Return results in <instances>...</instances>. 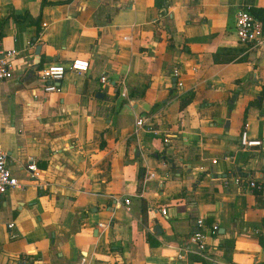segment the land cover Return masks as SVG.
<instances>
[{"label":"crops","instance_id":"0c3cea01","mask_svg":"<svg viewBox=\"0 0 264 264\" xmlns=\"http://www.w3.org/2000/svg\"><path fill=\"white\" fill-rule=\"evenodd\" d=\"M244 4L264 24V0H0V47L17 51L0 148L26 184L0 194V264H264V50L238 42ZM223 49L246 60L214 62ZM75 58L88 70L44 92L37 71ZM245 124L260 148L241 147ZM236 175L263 189L223 185Z\"/></svg>","mask_w":264,"mask_h":264},{"label":"built area","instance_id":"2783aa9c","mask_svg":"<svg viewBox=\"0 0 264 264\" xmlns=\"http://www.w3.org/2000/svg\"><path fill=\"white\" fill-rule=\"evenodd\" d=\"M251 5L244 4L239 7L236 12V36L238 42L248 46L250 48H260L264 50V24L258 20L253 13L251 12ZM127 38V37H124ZM17 54V51L14 49L4 50L0 47V81L8 80L13 77V73L15 70L14 58ZM89 64L86 59L83 58H75L72 59L68 66H65L60 63H49L46 66L42 67L37 71V78L40 81L41 87L44 92H59L60 91V81L63 79L64 74L67 70L73 71L76 73H85L88 70ZM177 70H175V76L177 75ZM100 81L105 83L106 77L101 76ZM177 87H182V82H176ZM121 96H126V91L121 90ZM146 124V120L142 117L136 120V131ZM247 124H245L244 129L240 133V145L243 149H250L253 147L260 148L263 144L262 139L250 138L247 131ZM165 141H167L165 139ZM8 155L0 148V194H4L6 191L10 189H23L26 184H22L19 182L18 178L12 173L10 167L8 166ZM213 163L216 160H212ZM25 171L29 173L30 177H37L40 173L36 164L30 160L29 163L25 165ZM261 171L264 173V160L261 162ZM154 173H150V177L153 176ZM233 182L237 186H246L252 191L259 192L263 189V184H261L256 179L245 178L240 175L229 176L223 179V185L228 186L229 183ZM125 204H129V200H125ZM161 214L166 215V210L161 209ZM202 221H198V225H196L195 230L190 236V242L196 244L197 250L199 252H203L206 243H205V235L201 231L200 227L202 226ZM99 228L104 229L106 224L99 223ZM216 228L214 227V230ZM190 248L184 246L182 248V252L177 254V258L179 260L185 259V254L190 252ZM84 262V257L82 258Z\"/></svg>","mask_w":264,"mask_h":264},{"label":"trees","instance_id":"16d2710c","mask_svg":"<svg viewBox=\"0 0 264 264\" xmlns=\"http://www.w3.org/2000/svg\"><path fill=\"white\" fill-rule=\"evenodd\" d=\"M262 10H257V9H251V12L254 14V16H256L257 18H259V13L261 12ZM261 18V17H260ZM15 20L16 21H25L29 24H36L37 21L34 20V19H29L28 20V17L26 16H18V17H15ZM183 50H188L185 46H181ZM220 52H228V53H232L229 57H223V59L220 57H218L217 54L214 55V62L216 63H219V62H222V61H245L246 60V56H244V54H241L242 50L240 49H223L221 50ZM238 54V56H237ZM260 97H262L264 95V91L260 92ZM192 98V94H188L187 97L182 101V107L187 105L190 100ZM256 105L259 106V101L256 100ZM142 211H145V207H142ZM147 240L148 242H150V244H154L155 242L153 241L152 237L148 234L147 235Z\"/></svg>","mask_w":264,"mask_h":264},{"label":"water","instance_id":"95a60500","mask_svg":"<svg viewBox=\"0 0 264 264\" xmlns=\"http://www.w3.org/2000/svg\"><path fill=\"white\" fill-rule=\"evenodd\" d=\"M39 47H40V46H39ZM39 47L37 48V51H38V49H40ZM37 51H36V52H37ZM155 223H156V221H155ZM152 231H154V232L157 231L158 233L160 232V228H159L158 224H156V225L154 226V228H153Z\"/></svg>","mask_w":264,"mask_h":264}]
</instances>
